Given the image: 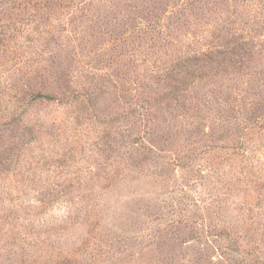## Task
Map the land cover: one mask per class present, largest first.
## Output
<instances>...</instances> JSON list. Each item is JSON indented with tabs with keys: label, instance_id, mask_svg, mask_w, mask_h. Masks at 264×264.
<instances>
[{
	"label": "rangeland",
	"instance_id": "obj_1",
	"mask_svg": "<svg viewBox=\"0 0 264 264\" xmlns=\"http://www.w3.org/2000/svg\"><path fill=\"white\" fill-rule=\"evenodd\" d=\"M0 264H264V0H0Z\"/></svg>",
	"mask_w": 264,
	"mask_h": 264
},
{
	"label": "trees",
	"instance_id": "obj_2",
	"mask_svg": "<svg viewBox=\"0 0 264 264\" xmlns=\"http://www.w3.org/2000/svg\"><path fill=\"white\" fill-rule=\"evenodd\" d=\"M49 95H43V98H45V99H50V97H48ZM261 124H263V121H262V123Z\"/></svg>",
	"mask_w": 264,
	"mask_h": 264
}]
</instances>
